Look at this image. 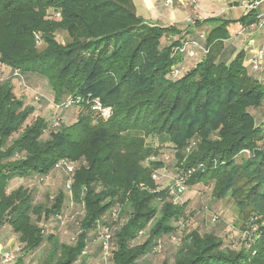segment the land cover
Returning <instances> with one entry per match:
<instances>
[{
  "label": "trees",
  "instance_id": "trees-1",
  "mask_svg": "<svg viewBox=\"0 0 264 264\" xmlns=\"http://www.w3.org/2000/svg\"><path fill=\"white\" fill-rule=\"evenodd\" d=\"M257 13L203 20L208 52L182 73L177 49L198 35L144 22L131 0H0V227L19 243L13 264H90L92 250L96 264H140L166 242L171 264H264V64L245 66L230 30ZM160 135L163 145L147 144ZM160 147L174 153V177L194 170L186 186L210 183L215 200L232 199L244 220L238 245L218 228L180 229L186 203H173L170 178L152 179L167 175ZM64 162L74 166L71 202L66 191L35 203L33 189H9Z\"/></svg>",
  "mask_w": 264,
  "mask_h": 264
},
{
  "label": "rangeland",
  "instance_id": "rangeland-1",
  "mask_svg": "<svg viewBox=\"0 0 264 264\" xmlns=\"http://www.w3.org/2000/svg\"><path fill=\"white\" fill-rule=\"evenodd\" d=\"M238 6V4H236ZM229 16H224L226 19L232 20L230 16H239L241 15L239 9L231 10L228 14ZM208 16H216L215 13H209ZM223 17V18H224ZM238 25H235L230 30L237 31ZM260 36V38H264V27L254 30L253 34L250 33L249 38H256ZM58 40L60 42H64L66 39L65 35H58ZM240 42L245 43L248 40H244L243 38H238ZM39 94H43L36 89ZM44 99V98H43ZM40 103V102H39ZM37 103V104H39ZM50 106L44 107V109H48ZM38 111H42L40 106L37 107ZM161 138H164L163 135L150 137L147 140V144L149 146L159 145L161 142ZM160 159L165 162L166 166V174L170 177V181L172 177H174L176 173V165L174 153L172 150L167 149L165 147H160ZM246 156H239L237 158L238 162H241L243 159H246ZM166 180V179H165ZM169 180V178L167 179ZM65 177L64 174L60 171H53L46 178H38L34 177L29 180H19L14 181L9 186L10 190L17 188L18 186H25L33 189L34 192V201L35 203H45L50 197H55L59 192L65 193ZM168 181L164 182L162 186H166ZM212 185L209 184H197L194 186H186L185 193L183 194L181 201L179 204L186 203V215L184 219H181L180 229H194L198 228L200 232L210 231L212 228H218V232L222 233V236L231 240V245L235 246L240 243V239H238V233L241 232L242 226L244 224L243 216L238 214V209L233 203L230 197H226L220 201L215 200L211 194ZM81 212V208L78 205H75L70 211L69 215L73 216L74 219L77 218ZM57 227V226H55ZM71 226H68V228ZM64 234L72 235V228L61 230ZM63 234V235H64ZM182 233H179V237ZM66 236V235H64ZM63 239V237H62ZM145 239V235H143L140 239L136 241V243H141ZM176 245L166 242L163 246L161 252L156 254L155 256L148 257L145 261H141L140 264H171L172 263V253ZM38 262L41 261V257H35L33 260Z\"/></svg>",
  "mask_w": 264,
  "mask_h": 264
},
{
  "label": "crops",
  "instance_id": "crops-1",
  "mask_svg": "<svg viewBox=\"0 0 264 264\" xmlns=\"http://www.w3.org/2000/svg\"><path fill=\"white\" fill-rule=\"evenodd\" d=\"M131 1L133 3L136 14L141 19H143L144 22L160 27H174L182 33L187 32L186 38L196 37L199 32L205 31L207 27H201L199 25L205 19L219 17L228 20L224 16H229L228 14L230 13V11L234 9H239L241 15H239L238 17L230 16L232 17V20H238L241 16L245 15L243 10L240 7L236 6L238 1L240 0H196V5H193L188 0H171V3L169 5L165 3L166 0ZM209 13H215L216 16H208ZM194 21H198V25L194 26ZM239 28L240 27H238V29ZM237 45L238 49L244 50L246 59L253 49L257 47L264 48V38H260V36H257L256 38L250 37L248 38L247 44L244 45L243 42H240L237 43ZM200 58V53L195 54L194 57L185 56L182 59L181 63L178 64V67L181 69L182 73H185L189 69L193 68L201 60ZM244 65L247 66L246 61L244 62ZM38 113L43 116H48V114L50 113V108L44 109ZM163 142H165L164 139L162 140V142H160V144ZM160 144L155 146H160ZM167 178L170 177L167 176ZM18 245L19 243L17 241V238L11 233L10 228L7 226L0 227V254L8 250H14ZM89 254L90 257L88 258V263L90 262V264H96L93 263V261L96 260V257L93 256V250L90 251ZM23 264L39 263L36 261V259L32 261H30V259H27Z\"/></svg>",
  "mask_w": 264,
  "mask_h": 264
},
{
  "label": "built area",
  "instance_id": "built-area-1",
  "mask_svg": "<svg viewBox=\"0 0 264 264\" xmlns=\"http://www.w3.org/2000/svg\"><path fill=\"white\" fill-rule=\"evenodd\" d=\"M193 5L197 4L196 0H188ZM167 5L171 3V0H166L165 2ZM238 7H240L244 14H249L252 11H257L256 21L254 23H251L246 26L240 27L236 33L235 37L243 38L245 41L248 40L250 33L253 34L254 30L263 28L264 27V12L261 10H264V0H240L238 1ZM205 34L203 32H200L198 34V37L195 39H190L187 42H185L180 48L177 49V52L180 54H183L187 57H194L195 54L200 53L201 55H205L208 52V48L205 46ZM247 65L250 66L253 72H259L262 65L264 64V48L257 47L253 49L250 53L248 58H246ZM172 77H179L180 73L177 69L172 70ZM70 104V102H66L65 107H67ZM91 110L98 114L99 117L103 120H107L110 118L112 111L111 108L105 107L102 105L100 100L94 99L92 101ZM54 126H57V123H54ZM244 154L249 156L248 151H243ZM57 169H60L65 177V191L70 197L71 202V185L73 182V174H74V166L71 163H61L56 166ZM194 172L193 169H188L185 172L179 173L176 175V177L172 178L170 185L168 186L169 195L173 197V203L179 204L181 201V198L186 190V183L188 178L192 175ZM162 177H165V175H160L158 172H155L152 175V179L155 182L160 181ZM117 212H112V217L114 220L118 216ZM56 219L63 224L64 223V216L59 213L56 215ZM141 235V234H140ZM111 238V233L109 232V229L106 228L104 231L100 234L98 242L102 243V251L104 253V257L106 254H108L109 250V240ZM172 241H175L174 238H171ZM18 252V248H15L14 250H8L2 254H0V264H13L15 254ZM87 252V249L85 248L82 252V255H85Z\"/></svg>",
  "mask_w": 264,
  "mask_h": 264
}]
</instances>
